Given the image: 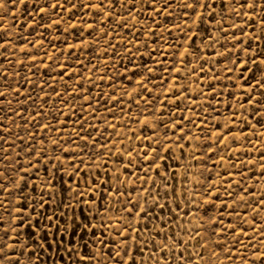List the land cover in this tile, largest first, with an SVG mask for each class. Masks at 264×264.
<instances>
[{
    "label": "rangeland",
    "instance_id": "374dc122",
    "mask_svg": "<svg viewBox=\"0 0 264 264\" xmlns=\"http://www.w3.org/2000/svg\"><path fill=\"white\" fill-rule=\"evenodd\" d=\"M55 2L0 7L11 38L0 49V233H19L20 264H252L264 254V88L251 86L264 77L240 65L264 58V9L215 0L197 29L180 0L159 14L150 0ZM144 151L167 157L160 175L144 171Z\"/></svg>",
    "mask_w": 264,
    "mask_h": 264
},
{
    "label": "snow or ice",
    "instance_id": "6c2138e0",
    "mask_svg": "<svg viewBox=\"0 0 264 264\" xmlns=\"http://www.w3.org/2000/svg\"><path fill=\"white\" fill-rule=\"evenodd\" d=\"M13 2H15V0H13ZM68 2H71V0H68ZM117 2L123 4L124 0H108V3L112 6V8H115ZM136 2H137V0H128V3H131V4H135ZM140 2H143V0H140ZM158 2H159V0H150L149 6L152 7L153 12H155L157 14L162 13V12H167L168 8L170 7L169 0H163V6L161 8H155L154 5ZM224 2H225L226 6L231 5L234 12H239L240 9H253V10H255L256 8L264 9V4L260 3V0H224ZM180 3L183 5L184 8L191 10V15L194 17V19L192 21V25H195L197 29H200L206 23L205 11H201L200 9H204V10L210 9L211 5L215 4V0H180ZM3 6H4V0H0V7H3ZM62 7H64V4H62L60 2V0H56L55 3L49 4V9H53V10L58 9V8H62ZM89 7H96L100 11H103V10H105L104 0H100V2L96 5L89 4ZM74 8H76V4L72 3V7L68 8L66 10L71 12L72 9H74ZM38 11L39 12H47L48 9L41 7ZM241 14L247 15L246 13H241ZM188 15H189L188 12H184L182 14V19L187 17ZM207 16L211 17L212 19H215L214 12L211 10L207 11ZM63 19H64V17L61 15L58 20H52L51 23L48 25V27H52L53 25H58L60 23V20H63ZM109 19H111V12H109ZM124 19H125V21H127V17H125ZM184 22H185V24L188 23L186 19ZM262 24H264V20H262ZM192 25H188L189 31H191ZM73 27H75V26H73ZM93 27H95L93 24H88L89 29H92ZM175 27H179V25H175ZM220 30L223 31V29H220ZM154 33H155V30H153V34ZM191 34H192L193 39L189 41L190 48L195 45V36L198 33L192 32ZM105 35H107V33H105ZM233 39L238 40L239 38L233 37ZM0 41H2V42H0V49H5V46L7 44L11 43V38L8 37L6 31L2 27H0ZM240 43L243 45V41H240ZM109 46H111V45H109ZM73 47H75V46H73ZM242 50L243 51H249V48L244 47ZM184 51L187 53L189 51V49H184ZM70 52H71V50H70ZM177 55H178V53H177ZM256 55H257V53L253 52L252 57H250L246 61H243L240 65V67L242 68V71H250L253 76H255L256 71H259L261 73V76L264 77V58H260L259 60H257L254 58ZM181 62L184 63L185 67H187L188 64L191 63V61L187 60V58H185V57H181ZM232 62L235 63V61H232ZM248 65H255V68H249V67H247ZM45 67H47V65ZM148 70L151 71L152 69H148ZM200 70L203 71L202 65H201ZM175 71L178 73L180 71V69L177 68V69H175ZM228 71L231 72L232 69H229ZM66 74L67 73L62 69L60 79H64V76ZM69 78H71V77L69 76ZM177 79H178V77H177ZM140 83H141V86L143 88L144 87L143 83L142 82H140ZM49 87H53V90H54V93L56 96H61V93L56 91L54 86L49 85ZM251 87H253V88H257V87L264 88V79H257L256 84L251 86ZM40 88H41V90H43V85H40ZM145 90H147V89H145ZM16 91H17V93H19V89H16ZM82 91H83V89H82ZM202 94L209 95L210 93H208V94L202 93ZM166 95H172V93H168ZM4 96H5V93L0 92V99L4 98ZM178 98L179 97H177V99ZM252 99H254V97L249 96V100H252ZM45 102H47V101H45ZM162 103H164V101H162ZM261 115H264V114H261ZM177 124H178L177 121H173V127H176ZM43 127L46 131L49 126L44 125ZM80 138L85 139V137H83V136H81ZM182 138H183V136H181L179 139H182ZM225 138L226 137H224L223 135L219 136V140H223ZM0 139H3V137H0ZM177 146L180 147L181 149H183L182 144H177ZM150 150L153 153H156V151H157L156 149H150ZM164 151L170 152L171 151V145H169L167 148H165ZM33 155H35L34 152H33ZM129 155H131V152H129ZM143 158L145 160H149L151 162L149 164V168L144 169V171L147 172L154 165L155 170H157V175H160L159 169L161 168V164L158 161L165 160V159H167V157L166 156H160V155H153L152 157H149L148 152L144 151ZM57 159H59V158L57 157ZM69 163L70 164L72 163L71 160H69ZM81 164H83V160H81ZM72 167L74 168L73 175L79 174L80 165L72 164ZM125 167H127V166H125ZM0 176H3V172H0ZM20 180L23 181L24 183H27V180L24 176H21ZM51 180H52V178L49 177L48 180L46 181V183H51ZM87 182L88 181L86 179V183ZM14 183H15V181H14ZM93 183H94V181H93ZM3 187H4V185L2 183H0V188H3ZM228 187H231V185H228ZM117 193L120 194L119 190H117ZM228 194L231 195V193H228ZM76 195L79 197L81 194L79 191H77ZM125 195H127V193H125ZM241 199H244V197H241ZM43 202L44 201H43V197H42L41 198V207L43 206ZM129 203H133V202L129 200ZM214 204H215V201H213V205ZM231 207L232 206L230 204H228L227 202L223 203L222 208L220 210L221 218L218 220L219 224H223L222 217L224 214V209L231 208ZM16 211L18 213H20V212H22V209L17 208ZM125 211L131 213L132 209L125 208ZM143 211L144 210L141 209V212H143ZM231 214L232 213H229V215H231ZM236 215H239V213H236ZM2 223H3V221L0 220V224H2ZM86 227H89V226L86 225ZM228 227L231 228L233 235L236 237H240L242 233L246 235V233L244 232L243 229H241L240 232H236L234 226L229 225ZM12 231H16V229L13 228ZM125 231H127V227L125 228ZM136 231L138 233L139 229H136ZM215 231L216 230L213 229V234H215ZM199 234L200 233L197 232V235H199ZM129 236H131V233H129ZM9 241H12V242L9 243ZM18 241H20L19 233L17 234L16 237H12V236L8 235L7 229L3 230V232L0 233V264H5V261H8L9 264H20V258H19V256H17L15 254V249L17 247L23 248L24 245L22 242L18 243ZM236 243L241 244V243H243V240L237 239ZM253 247L255 248V246H253ZM245 248H247V244H245ZM223 250L224 249L221 248V251H223ZM117 255H119V251L117 252ZM124 255L125 256L128 255L127 251L124 252ZM181 255H183V254H181ZM230 257H231V251L229 250L228 258H230ZM253 257H254V259L252 260V264H264V254H262L259 249H255V251L253 252ZM82 259H87V257H83ZM244 259H245V261H247L248 257L245 256ZM133 264H134V262H133ZM157 264H158V262H157Z\"/></svg>",
    "mask_w": 264,
    "mask_h": 264
}]
</instances>
